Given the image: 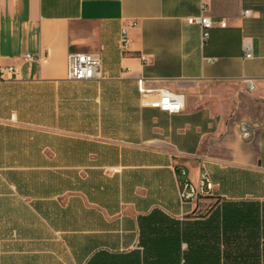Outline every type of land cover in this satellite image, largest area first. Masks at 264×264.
Listing matches in <instances>:
<instances>
[{"label":"crops","instance_id":"0c3cea01","mask_svg":"<svg viewBox=\"0 0 264 264\" xmlns=\"http://www.w3.org/2000/svg\"><path fill=\"white\" fill-rule=\"evenodd\" d=\"M70 53L107 78L68 80ZM0 89V264H264V0H0Z\"/></svg>","mask_w":264,"mask_h":264},{"label":"built area","instance_id":"2783aa9c","mask_svg":"<svg viewBox=\"0 0 264 264\" xmlns=\"http://www.w3.org/2000/svg\"><path fill=\"white\" fill-rule=\"evenodd\" d=\"M208 8L202 4L201 13L199 16L192 17L188 20L191 25H198L203 31V40L207 41L211 36V31L218 25L220 28H226V22H215L208 14ZM244 16H251V11H245ZM135 26V23L131 24ZM128 30L123 28L121 32L122 47L128 45ZM245 57L253 58V45L251 42L244 43ZM26 60L29 62L40 61L30 54L26 55ZM143 60H145L143 58ZM210 63H214V59H208ZM15 67L2 68L1 75L6 76L16 73ZM67 78L70 81L90 82L95 80H105L107 73L102 68V62L98 54L94 53H70L68 55ZM253 88L252 81H248ZM148 82L144 78L137 81L138 92L142 98L150 96L153 98L142 101L144 106L160 110L168 114H178L185 110V96L176 94L168 89L160 88L158 90L148 87ZM255 127L247 122L239 124L240 136L243 140H250L253 137Z\"/></svg>","mask_w":264,"mask_h":264},{"label":"trees","instance_id":"16d2710c","mask_svg":"<svg viewBox=\"0 0 264 264\" xmlns=\"http://www.w3.org/2000/svg\"><path fill=\"white\" fill-rule=\"evenodd\" d=\"M220 202V200H218ZM231 208V207H230ZM237 208V209H236ZM214 210V208L212 209V211ZM225 213V211H223V214ZM226 214V213H225ZM224 214V215H225ZM227 214H229V216L233 217V219L236 221H234L232 223V225L236 226V228H239L241 225H250L253 228L252 229H256L257 227L260 228L261 224H259L258 222H247V223H243L242 220L250 218L251 216H256L257 212L256 209H241V207H235L232 208V210L230 209L229 212H227ZM263 231H264V223H263Z\"/></svg>","mask_w":264,"mask_h":264},{"label":"rangeland","instance_id":"374dc122","mask_svg":"<svg viewBox=\"0 0 264 264\" xmlns=\"http://www.w3.org/2000/svg\"><path fill=\"white\" fill-rule=\"evenodd\" d=\"M8 199L11 200V197H8ZM8 199H6L4 202H12V200L11 201H8ZM0 202H2L1 199H0ZM210 206H211V204H208V203L203 204L202 205V208L200 210V213L201 214L206 213L208 211V209H209Z\"/></svg>","mask_w":264,"mask_h":264}]
</instances>
